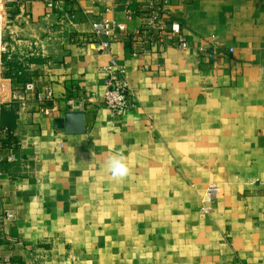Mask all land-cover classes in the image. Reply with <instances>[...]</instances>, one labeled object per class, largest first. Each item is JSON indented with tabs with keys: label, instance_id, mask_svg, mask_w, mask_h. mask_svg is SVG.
Returning a JSON list of instances; mask_svg holds the SVG:
<instances>
[{
	"label": "crops",
	"instance_id": "crops-1",
	"mask_svg": "<svg viewBox=\"0 0 264 264\" xmlns=\"http://www.w3.org/2000/svg\"><path fill=\"white\" fill-rule=\"evenodd\" d=\"M128 2L145 1L7 4L5 92L33 81L55 98L49 113L33 98L0 110V198L16 216L0 232V264H264V0H169L189 47L137 52L142 20ZM101 19L127 27L108 50ZM210 41L215 61L201 49ZM112 57L133 89L122 117L102 97ZM70 110L84 112L83 133L56 127ZM116 154L122 179L106 164Z\"/></svg>",
	"mask_w": 264,
	"mask_h": 264
},
{
	"label": "built area",
	"instance_id": "built-area-1",
	"mask_svg": "<svg viewBox=\"0 0 264 264\" xmlns=\"http://www.w3.org/2000/svg\"><path fill=\"white\" fill-rule=\"evenodd\" d=\"M15 0H0V110L9 104L12 99H19L26 101L33 98L38 103V107L46 113H49L53 108L49 106L55 98L54 90L50 86L45 90H39L33 81H27L24 84L22 95L12 94L9 95L5 92L6 86L2 83L5 79V66L7 60L11 59L13 48L4 37V18L3 13L7 9V4ZM144 5L141 9L135 10L132 8L131 3H127L125 11L128 18L138 15L142 20V26L139 30L132 35L133 47L136 52L138 50L146 51L149 46L167 45L171 44L187 49L189 47L186 40L182 26L179 22L172 20L167 13V6L169 0H144ZM50 8L56 6L53 2H49ZM118 5L115 4L114 8ZM94 32L99 36H105L106 39L99 43L102 50H108L111 47V42L118 39L119 34L127 33V27L124 24L117 23L113 20L101 19L92 21ZM202 52L207 53L208 57L215 61L219 55V50L215 42L209 43L201 47ZM233 48H229L228 53H232ZM106 77V89L102 95L105 105L114 117L124 116L129 109V97L133 94V89L128 81L125 67L118 64L117 60L112 57L111 62L104 68ZM12 97V99H10ZM73 107V105H72ZM85 102L80 101L77 105L78 110H83ZM8 134L13 131L7 130ZM13 145L8 147L9 153L6 156L8 162L17 160L15 150L18 143L12 142ZM2 142L0 141V150ZM218 194V187L211 186L205 194V202L211 201ZM203 211L208 212L209 208L204 205ZM16 219L15 212L11 208H3L0 198V232L3 230L6 223H12Z\"/></svg>",
	"mask_w": 264,
	"mask_h": 264
},
{
	"label": "water",
	"instance_id": "water-1",
	"mask_svg": "<svg viewBox=\"0 0 264 264\" xmlns=\"http://www.w3.org/2000/svg\"><path fill=\"white\" fill-rule=\"evenodd\" d=\"M56 127L64 128L69 134H80L85 131V116L83 111L70 110L64 118L56 120Z\"/></svg>",
	"mask_w": 264,
	"mask_h": 264
},
{
	"label": "clouds",
	"instance_id": "clouds-1",
	"mask_svg": "<svg viewBox=\"0 0 264 264\" xmlns=\"http://www.w3.org/2000/svg\"><path fill=\"white\" fill-rule=\"evenodd\" d=\"M108 170L114 179H122L129 174V167L125 162V157L116 154L112 155L106 161Z\"/></svg>",
	"mask_w": 264,
	"mask_h": 264
}]
</instances>
